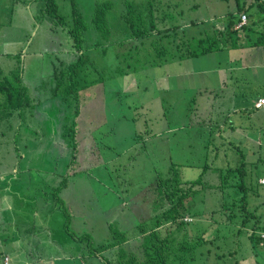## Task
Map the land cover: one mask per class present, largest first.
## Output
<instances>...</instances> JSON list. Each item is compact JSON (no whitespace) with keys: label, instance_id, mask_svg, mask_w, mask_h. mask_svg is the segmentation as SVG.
Wrapping results in <instances>:
<instances>
[{"label":"rangeland","instance_id":"rangeland-1","mask_svg":"<svg viewBox=\"0 0 264 264\" xmlns=\"http://www.w3.org/2000/svg\"><path fill=\"white\" fill-rule=\"evenodd\" d=\"M5 1L7 0H0V23L5 25L6 33L12 32L16 34L18 46H21L24 39L30 33L31 25L32 23L34 24V22L32 21L31 23L30 18L26 15L15 17L13 14H8L7 12L10 9L11 2L9 0L7 2ZM91 1L92 0H74L76 9L81 12L86 21L87 31L84 33L83 46L85 50L83 51L88 54L89 64L92 60H97V62H95L96 65H101V68L104 67L105 72L113 67V73L111 75L112 80L125 83L126 87L124 89H130L128 92L132 94V97L128 98L126 101L125 97L120 98L119 103L122 104L121 106L120 104L116 105V101H113L115 104L113 106L111 102L108 104V100H106V107L111 109L107 113L105 105L102 107L104 102V100H101L102 95L98 92V88L102 87V83H100L99 80H96L79 91L80 93L85 91V94L91 91L94 92V94L90 98H86L85 101H82L81 97H79V113L74 121L77 127L76 135L81 134L86 137L88 132L90 133L92 131L91 136L94 137L92 144L95 143L96 146L98 145L99 150L96 149L95 146L93 147L94 150H89L91 144L88 139L85 138L84 141L87 143L86 148L85 145L82 147L78 144L79 153L76 156L77 162L66 168L68 151L65 148H58L59 146H55V148L59 149L58 151L52 150L51 148L53 153V156H50L52 159L51 167L54 173L64 167L67 169L63 170L62 174H52L51 170L45 167L42 168V166L39 165V160L42 156V161L46 162L47 166H50L48 165L50 159L45 156H48V151V153L46 152L39 157L37 153H32L29 158L24 159L29 155V151L26 150L31 149L30 145L27 146L26 144L25 148L20 149L14 148L13 145L15 144L16 136L18 135L17 138H19V136H21L20 134L24 135L22 139L26 137V142L31 143V145H36L41 141L46 143L51 141V138L47 137V135L51 131V127L55 128V124L53 123L57 119L53 111L57 113L61 108L64 110L67 106V103H63L60 108V104L62 103L60 97L51 99L46 103L44 111L39 114L41 117H44V119L36 120L38 114L35 108H30L31 110H28L31 111L30 113L33 112L32 114L36 118L24 116L25 123L21 126L17 123L18 120L16 118H12L11 123H8L6 118H0V135L8 133V129H11L10 134H7L0 141V172H10L14 176L9 179L7 178L9 175H6V178L0 181V207L4 204L8 205H5V207L0 210V252L6 249L10 255H13L12 250L17 248L13 256V258H15L20 252V248H30L32 252L36 253V255H33V260L38 261V263L35 264H48L47 261L52 264H104L102 259L99 258L105 255L95 252L101 251L102 248H97L100 246L99 244L105 242L112 236L108 223L113 220H119L124 223L125 217L129 218L128 215L130 214L126 206L133 208L135 215L138 217L137 220L148 218L149 216L151 218H156L160 210L157 214L152 212L151 203L154 193L148 191L149 188L148 186L146 187V184H148L150 178H154L156 174L165 177L166 173L169 171L171 162L178 167L179 171L187 179L196 178L202 172L203 165L217 168H226L227 165L238 167L240 165L239 167H242V169L247 171L254 179H252L254 185L256 184V177L264 176V142L263 149L256 154H253L255 152L254 150H252V152L248 151L243 143H236L239 151L236 150L227 157L226 152H221V156H218V158H211L215 151L212 150V144H222L225 149L220 146L219 150L226 151V105L228 104L227 102H229V98L230 101L233 100L232 88L235 86V79H237L234 70L226 72V53L230 52L228 53L231 57V59H229L230 61L241 63L244 66L247 65V58L249 59L250 57L251 61L254 62L250 65L252 67H256L258 64L260 65L261 63L258 62L264 61V52H259V48L263 49L264 46L251 45L250 43L253 42L254 39L252 36H247V38L241 40L242 43L245 44L243 47L246 54H243V47L238 42L240 41V36H243L240 32L237 35H233V39L235 38V42L238 43V46H234L233 48H230L232 46H228V51H226L225 48L223 50L214 51L208 55L200 56L199 58H192L187 62H170L162 67H154L153 70L145 67L136 71L140 74L147 69L146 72L149 71L151 73L152 70L154 73L156 69L158 74H160H153V76L156 77V81L159 79L160 82L165 83L168 88H172L169 84L171 82L177 86V89L182 90L185 95L187 88H201L207 90L208 93L198 94L195 101V108L204 112V115L207 113L209 114L207 117L205 116L201 119V121L207 122L205 126L208 124V127L204 129L206 132L203 133L204 130L199 129L198 131L202 133L198 134L196 130H193L195 129L193 128V123L197 121V112L194 111L195 114L191 113L189 117L185 115L183 109V105L186 103L184 102L185 96L182 97V94H180L177 95L178 100L176 102L173 101V109L168 115V121H170L168 126L175 129V131L172 133H162V131L160 133H149L152 135L155 133L158 134L149 142V145L143 146L144 143L139 144L138 151H135L138 153L137 156L134 154L133 159H125L126 173L125 171H116L119 166L117 165L118 163H108V169L102 167L99 170H97L99 166L92 165L96 164L93 162H97V160L100 161V159L101 163L105 165V163L115 157V150L103 147L105 144L112 143L113 135L107 136L105 134V126L96 127L97 124L107 121L109 124H114L115 128L117 127L116 131L120 137L114 142L116 146L120 148L130 144L135 145L134 140H132L130 136V132L133 128L138 130L144 129V124L139 121L137 126L131 128V121L125 119L127 116H134L137 104L140 106L139 103L142 100L135 88H128L129 83L136 75L131 72V69L130 71L127 69V74L119 75V72L117 73V67H120L119 59L124 54L123 49L126 50L122 45L132 42L134 39L125 40L123 43L119 42L117 46L108 47L105 51H102L101 47H93V42L96 40L102 43L112 42L114 39L122 36H126V39L131 37V34L129 35L128 33L126 35L127 31L120 27V24H124L123 19L120 17V14L125 10L123 5L124 0H112L113 8L109 11L111 18L108 21V26L112 31L110 35L107 33L104 38L97 35L96 30L91 24L93 12L89 9L88 4ZM132 1L138 3L142 2V4H139V11L143 10L148 13L154 11L158 26L163 25V23L166 26L183 24H180L182 26L181 28H176L173 33L169 34L174 44L181 42L182 35L187 36L189 34L192 38L204 35L205 30H208L211 34L215 33L217 29L222 30L223 27H225L222 24L224 18L226 17V22L228 21V12L237 10L236 0ZM243 1L247 0H238L239 5H242ZM61 5H64V7L60 6L62 13H65L67 8L70 9V0H63ZM37 9L38 4L34 1L33 12L35 14L37 13ZM237 14H239V11L235 12V15ZM235 17L236 16L233 18ZM254 18L256 19L257 16H254ZM10 20H13L14 24H16L10 27L8 25ZM192 21H194L197 26L191 25L190 22ZM18 23H20V25H18ZM116 23H119V25L118 29L115 30L114 26ZM36 29H38L37 34L40 35L43 25ZM183 32H185V34ZM226 35H230L227 30ZM49 36L52 40H56L54 42L47 41V45L51 44L52 46L54 43L57 45H59V43L66 44L65 40L68 39L65 31L54 28L48 33L42 31L39 40L49 39ZM170 38L164 39L163 42H166L167 45ZM195 39L196 38L192 39L191 42ZM0 43L2 47L3 42L1 37ZM37 43L41 45L40 47H47L43 42L41 43V41L39 42L36 40L33 42L34 45ZM174 44L172 46V51H177ZM24 46L28 47L26 44ZM130 50L133 52L131 48ZM247 50L251 52L249 55ZM144 53L148 58H151L155 52L153 49L146 48V50H142L139 47V55ZM1 62L2 69L4 67L9 68L13 66L11 61L7 62L1 60ZM101 68H98V71ZM51 72L52 70L49 69L48 73ZM172 73L175 76L172 75ZM97 75L98 74H95L93 79L98 78ZM162 77L166 78V81L162 79ZM248 81V84H244V91L248 93L252 91L256 84H261L264 87V76L259 78L255 77V79L248 77ZM51 84H54V82H51ZM111 84L114 85V83ZM154 86H156V83L151 87ZM45 87L47 88V92L52 88L47 85H45ZM112 87L113 86H108L106 90L110 91ZM113 89L115 90L114 87ZM235 89V91H237V88ZM260 91H264V88ZM28 92L32 95L31 86L28 88ZM235 96L239 101L243 102H251L253 100L252 94H243V96H239V94L236 93ZM31 98H36V94ZM147 104L150 105L149 113L151 116L159 120L163 115L161 103L157 98H154ZM118 106H120L119 109ZM45 112H48V114ZM60 113L62 114L61 110ZM122 115L124 116L121 119L120 117ZM73 117L72 115L68 119L71 121L74 119ZM35 131L40 132L38 135L39 138H34V135H36ZM37 139L39 140L37 141ZM206 141H211V154L203 152L206 150L204 149ZM247 143L254 142L248 141ZM20 144L25 143L20 142ZM188 144L192 145L191 149L188 148ZM33 149L37 148L33 146ZM86 149L88 150V154H86ZM103 150L108 151L105 152ZM21 154H23V158H21ZM188 165L191 167H187ZM15 167L25 172L23 178L18 180L17 174L12 173ZM69 167H73V170ZM119 168L121 169V167ZM30 169H33L32 174L35 175L36 179L40 181L42 178L41 176H44L42 180H45L44 182H49L53 186L55 182H58L63 176L67 179L66 195L64 194L65 197L62 196L65 200V208H63V211H66L65 218L68 220L67 225H69V229L72 233L68 234L66 232L67 230H65V218L61 209L57 210L54 206L50 205L48 201L47 205L41 206L43 201L41 198H38V192L35 190V188L39 186V183H34L36 181L32 179ZM107 170L110 171L111 176L108 175ZM95 171L100 172L97 177L95 176ZM41 172H47L49 174H41ZM202 177L207 183H216L219 181L217 175L209 169L205 170ZM125 186L126 190L124 192L123 189ZM255 187L259 195L263 197L264 186L256 184ZM110 194L120 195L122 201H115L113 198H109L108 195ZM211 194L213 193L209 190H207L206 198L200 194L203 203L196 207L200 210L205 208L207 211H204L203 215L198 216L195 222L188 224L190 219L185 216L183 221L187 222V225L184 224L178 227L175 223L168 222L164 224L162 229L168 227L171 232L170 234L178 237V242L181 240L186 241L184 238L190 237L191 240L189 242L191 243L197 240L199 236H202L203 240L207 242H199L195 248H186V250L182 248H173L175 259L168 264H235V260L238 264H259L257 261L264 263V252L261 250L262 247H257L259 249L253 248L247 232L242 230L238 232L240 224L235 217H233L230 222L227 220L226 215L222 213L212 215L211 211L219 207L220 198L216 194H214L216 197ZM125 196H127V199H124ZM68 200L70 203L72 202V206L68 204ZM261 202L262 200L260 197H257L255 193H250L249 204L247 206L248 212L253 214L255 209L263 211L264 207L261 205ZM164 203L165 205L162 209L167 207L166 200H164ZM30 204H32V206ZM29 207L33 209L31 210ZM4 211H6L8 219H6ZM191 211L193 212V210ZM23 212H26V214L23 215ZM228 214L229 213H227V215ZM7 221L10 225L6 224ZM18 222H24L25 224L23 227L20 225L18 226ZM175 229H177L176 232ZM18 230L21 231L18 232ZM73 232L74 236L72 237ZM163 232L165 233V229ZM33 234H35V236ZM76 236H81L82 238L89 237V240L88 242L81 241V239H78ZM217 237H219V239L215 240ZM235 241L237 242L235 243ZM178 242H175V247L179 246ZM250 248L256 250V255H254V251H251ZM94 249H96V251ZM137 249L138 248H130V250L124 251L126 253L135 254ZM108 250L109 249H106L107 252ZM233 251H235V253H233ZM114 252L116 251H113V253ZM8 262L9 258L0 256V264H8ZM9 264H13L12 261H10Z\"/></svg>","mask_w":264,"mask_h":264},{"label":"trees","instance_id":"trees-1","mask_svg":"<svg viewBox=\"0 0 264 264\" xmlns=\"http://www.w3.org/2000/svg\"><path fill=\"white\" fill-rule=\"evenodd\" d=\"M34 1L38 4L36 13L37 20L39 22H50L54 25L55 29H58L59 27L61 30L65 31L72 40V46L76 50L77 56L76 59L71 63L56 67L54 69V73L46 72L42 75V78H37L38 82L30 85L32 90V95H30V93L28 92V88L30 86L24 83L20 74L19 66L21 58L19 53L10 52L5 50L4 48H1L0 118H6L8 123H11L12 118H16L18 120L17 123L20 124L19 126H21L25 123L24 116L36 118L33 116V112L30 113L31 111L29 110L35 108L41 102H44V99H46L47 97H60V99L62 100L60 108L62 107L63 103H67V106L64 110L63 108L60 109L62 114L60 113V110L56 113L57 119L53 123L55 124V128L51 127V131L47 135V137L51 138V141H49L48 143L41 141L36 145H31L30 143L26 142L27 138L24 137L22 139L24 135L20 134L21 136H19V138H17L18 135L16 136L15 144L13 146L15 149H20L21 145L22 148H25V145L27 144V146L30 145L31 149H33V146L37 148L33 150H26L29 151V155H27V157L24 159L29 158L32 153H37L39 157L40 155L45 154L47 151L49 152V154L48 156H45L49 158L50 154L52 153L51 148L54 144H56L60 148H65L68 151L66 164L67 168V166L77 162L76 156L79 153L78 144H80L82 147H84L85 145L86 148L87 143H85L84 141L85 138L88 139L89 143L91 144L90 148L88 147L89 150H94V146L99 150L98 145L96 146L95 143L92 144L94 140V137L91 136L92 131L90 133L88 132L86 137L85 135L81 134L76 135L77 127L74 121L79 113V97L81 94L79 91L92 84L96 80H99L104 84L114 83V85L112 86L115 88V90L113 89L112 92L106 93V97L108 98L107 103L110 104L111 102L113 106L115 105L113 101H116V105H119L120 98L125 97L126 101L128 98L132 97V94L128 92V90L130 89H124L126 87L125 83H123L122 81L116 82L112 80L111 75L113 73V67L109 68L108 72H105L104 69H100L98 71V68H101V66L96 65L94 60H92V62L89 64L88 54L83 51L85 50L83 46L85 37L84 33L87 31L86 21L84 20L81 12L76 9L74 0H70V9L67 8L65 13H62L60 8V6L64 7V5H61L63 3V0ZM34 1L31 0V2L33 3ZM17 2L25 3L26 0H16V3ZM236 2V11H239V14L235 15L234 11L228 12L229 18L227 22L226 17L224 18L222 24L225 27H223L222 30L217 29L213 34L209 33L208 30H205L204 35L192 38L189 34L187 35L188 37L182 35L181 42L174 44V41L172 40V38H170L169 34L173 33L176 28H181V25H183L182 23H180L181 25L178 24L173 26H166L163 23V25L158 26L154 11H150L149 13L143 10L139 11V4H142V2L138 3L132 0H124L123 5L125 7V10L124 12H122V14H120V17L123 19L124 24H120V27L121 29L127 31L126 35L128 33L129 35L131 34V37H129V39H126V36L118 37L112 42L97 43L93 45V47H101L103 51H105L108 47L117 46L119 42L123 43L125 40L134 39L132 42L122 45V47L124 46L126 50L123 49L124 54L119 59L120 67H117V73L119 72V75L127 74V69H129V71L131 69V72L136 75L129 83L128 88H135L142 100L139 103L140 106H138L137 104L134 116H127L125 119L131 121V128L137 126L138 122L141 121L144 124V129L138 130L133 128V130L130 132V136L132 140H134L135 145L130 144L126 147L120 148L116 146L114 142L120 137V135L117 134L116 131L117 127L115 128L114 124H109L107 123V121L97 124L96 127L105 126L104 129L107 136L113 135V140L111 138L112 143L105 144L103 147L115 150V157L109 162L105 163V165L101 163L100 158V161L97 160V162H93L96 164L92 165L99 166L97 170L101 169L102 167H106L108 169V163H118L117 165L119 166L116 171H125L126 173L127 169L125 168V162L126 160L133 159L134 154L137 156L138 153L136 152L138 151V146L140 143H144L143 146L149 145V142H151L152 139L157 136L156 134L160 133L161 131L162 133L174 132L175 129L168 126L170 124V121H168V115L173 109V101L176 102L178 100L177 95L182 94V97L185 96L184 102L186 103H184L183 105L185 115L189 117L191 113L195 114L194 111L197 112V121L193 123V128L198 131L199 129L204 130L208 127V124L205 126V123L207 122L201 121V119L202 117H207L209 114L207 113L206 115H204V112L200 111V109L195 108V101L198 97L197 95L200 93H208V91L201 88H187L185 91V95L182 90L177 89V86H175L171 82L169 84L172 88H168L165 83L160 82L159 79L158 81H156V77H154L153 74H160H158V71L156 69L154 73L152 70L154 69V67H162L170 62H187L192 58H199L200 56L208 55L214 51L223 50L226 47L228 48V46H232L230 48H233L234 46L236 47L238 46V43L235 42V38L233 39V35H237L239 32L242 33L243 36H240V41L238 42L243 47L245 44L242 43L241 40L249 36L248 33L250 31V26L249 24L246 25V22L248 20L240 26H238V23L240 21L241 14H246L247 18L251 16H248L247 13L248 10L251 9L252 2L250 0L243 1L242 5H239L238 0H236ZM95 4L96 6L92 14L91 24L93 28L98 33H100V36L104 38L107 33H109L110 35V32L112 31V29L108 26V21L111 18L109 11H111L113 8V2L111 0H97ZM256 4L259 9V12L257 13L260 14L263 10L264 15V1H261V3L256 2ZM234 16L236 17L233 18ZM252 17L254 16H251L250 19ZM261 19L263 21L264 16L254 19V22ZM190 23L191 25L197 26L194 21ZM2 25L3 24L0 23V28ZM118 25L119 23L115 24V30L118 29ZM226 30L230 33L231 36L226 35ZM183 33L185 34V32ZM167 38H170V41H168V44L166 45V42H163V40ZM194 38L196 39L191 42ZM173 44L176 47L177 51H172ZM250 44L264 46V25L259 35L254 37L253 42H251ZM139 47L142 50H146V48L153 49L155 53L151 58H148L145 53L139 55ZM130 48L133 50V52L130 50ZM1 60H5L7 62L11 61L13 63V66L9 68L4 67L2 69ZM145 67L147 69H152L151 73L149 71L146 72L147 69L140 74H138L139 72H136L137 70ZM95 74H98V78L93 79ZM162 79L166 81V78L162 77ZM51 82H54V84H51ZM155 83L156 86L151 87ZM45 85L50 86L53 89L51 88L49 92H47V88L45 87ZM34 94H36V98H31ZM154 98H157L161 103V109L163 111V115L159 120L153 118L149 113L150 105L147 103ZM121 105L122 104H120V106ZM120 106H118V109ZM105 109L107 113L111 110L109 108ZM72 115L74 116V119L70 121V119L68 118ZM123 116L124 115H122L120 118L122 119ZM36 120L39 119L37 118ZM10 131L11 129H8V133L1 134L0 141L7 134H10ZM152 132L158 133H155L153 135L149 134ZM204 132L206 131L204 130L203 133ZM35 133L36 135L32 134L35 136L34 138H39L38 135L40 132L35 131ZM20 142H24L25 144H20ZM207 145H211V141H206V146ZM212 146V150H215L216 157L218 158V156H221V150H219V148L220 146H222V144H212ZM191 147L192 145L188 144V148L191 149ZM222 148L224 147L222 146ZM87 149L86 154H88ZM34 150L37 152H35ZM237 150L239 151V148ZM103 151L107 152L108 150ZM41 158L42 156L39 160L40 166L43 164ZM239 166L217 168L203 165L202 172L196 178L187 179L179 171L178 167L171 162L169 165V171L166 173L165 177H161L160 175L156 174L154 178H150L149 183L146 184V187L148 186L149 188L148 191L154 193V197L151 203L152 212L157 214L160 210L156 218L148 217L137 220L138 217L135 215L133 208L126 206V209L130 213L128 215L129 218L125 217L124 223L119 220H113L108 223V227L112 236L105 242L99 244L100 246L97 248L102 249L101 251L95 253H102L103 255H105L104 257L99 258L102 259L104 264H168L175 259L173 248H182L183 250H186V248H195L199 244V242L207 243L205 240H203L202 236H199L195 241L192 240L193 242L191 243L189 242L191 240L190 237L184 238L186 239V241L181 240L178 242V237L170 234L171 232L168 227L164 228L165 233L163 232L164 229H162L164 227V224L168 222L175 223L178 227L186 224L187 222L183 221L185 216L189 217L190 219V222H188V224L195 222L198 216L203 215V212L207 211L205 210V208H202L200 210L196 207L199 204L203 203L200 194L205 197L207 194V190L213 193L211 194L212 196L216 197L214 195L216 194L220 198L219 207L215 208V210H210L212 215L222 213L226 215L227 220L230 222L231 219L235 217L240 224L238 232H240L241 230L247 232L248 238L253 243V248L260 247V238L257 235L256 230L258 231L263 228V224H261V214L257 213L258 209H255V212L253 214L249 213L247 206L249 204L250 193H255L257 197H260L259 192L255 187L256 184L260 186L263 185L258 184L256 180V184L254 185L251 175ZM119 167H121V169ZM187 167L191 166L188 165ZM66 168L64 167L62 168V170H67ZM69 168L73 170V167ZM208 169L212 170L217 175L219 179L218 182L207 183L203 180L202 174L205 173V170ZM32 170L33 169H30L31 174ZM18 171L23 172L22 169H18ZM56 173L62 174V171H56L54 174ZM99 173V171H95V176L97 177ZM107 173L111 176L109 170H107ZM33 180L36 181L34 183H39V186L35 188V190L38 192V198H41L43 203L45 202L46 205L49 202L50 205L54 206L57 210L61 209L63 211V208H65V206L62 196L66 193L67 190V179L63 176L58 182H55L54 186L47 181H42V179L41 181H39L38 179ZM125 190L126 186L124 187L123 191L125 192ZM108 197L113 198L115 201H122L120 195L110 194L108 195ZM124 199H127V196H125ZM164 200H166L167 202V207L165 209H162V207H164L165 205ZM261 203V205L263 206L264 200H262ZM61 204L63 207L61 206ZM5 205L6 204L2 205L1 208H4ZM30 205L32 206V204ZM190 208L191 210H193V212L190 210ZM29 209L32 210L33 208L29 207ZM63 213L65 218L66 211H63ZM227 213L229 214L227 215ZM25 214L26 212L23 213V215ZM67 222L68 220H66L65 218L64 227L66 228L65 230H67L66 232L70 234L72 232L69 229V225H67ZM176 231L177 229H175V232ZM73 236L74 232L72 234V237ZM77 238L81 239V241L87 242L89 240V237L82 238L80 236ZM216 239H219V237L215 238V240ZM176 241L178 242V247L174 246ZM236 242L237 241H235V243ZM127 248H129V250L130 248L138 249L135 254H132L126 253L124 251L128 250ZM106 249H109L108 252L106 251ZM94 250L96 251V249ZM113 251L116 252L113 253ZM0 256L2 257V255Z\"/></svg>","mask_w":264,"mask_h":264},{"label":"crops","instance_id":"crops-1","mask_svg":"<svg viewBox=\"0 0 264 264\" xmlns=\"http://www.w3.org/2000/svg\"><path fill=\"white\" fill-rule=\"evenodd\" d=\"M7 1H5V2H7ZM9 1L11 2V6H10L9 11L7 12L8 14H13L15 17H20V16L26 15L30 18L31 23H32V21L34 22V24L32 23V25H31L30 33L24 39L21 46H18V40H17L15 33H12V32L6 33L5 25H2L0 28V37H1L2 42H3L2 47L0 45V50H1V48H4L7 51L19 53L20 58H21L19 70H20V74L22 76L24 83H26L28 85H33V83L35 84L36 82H38V79L42 78L43 77L42 75L45 74L46 72H48L49 69H51L52 72L54 73L55 72L54 69L56 67L69 64L76 59L77 52L73 48L72 40L68 35H67L68 39L65 40L66 44L59 43V45H57L56 43H54L53 46L51 44L47 45V41H53V42L56 41V40H52L50 36H49V39L39 40L41 35H42V31H46L48 33L50 31H52V29H54L55 27L50 22H47V21L39 22L37 20L36 14L33 12V2H31V0H26L25 3H20V2L16 3V0H9ZM96 1L97 0H92L90 3L87 2L89 4V9L91 10V12H94V8L96 6V4H95ZM250 1L252 2V5H251V9L248 10V13H247L248 16H250V15L251 16H257V18L263 17L264 16L263 10L261 11L262 13H260V14L257 13V12H259V9L256 6L257 5L256 2L261 3V1H264V0H256V1L250 0ZM232 11H234V10H232ZM234 12H236V11H234ZM250 17H248L246 19V21L248 20L246 22V25L249 24V26H250L249 27L250 31L248 34H249V36L256 37L257 35H259L260 31L263 28L264 20L262 21V19H261V20H257L254 22L255 18L252 17L250 19ZM15 24H14L13 20H10L8 23V25L10 27L12 25H15ZM18 25H20V23H18ZM41 25H43V29L41 30L40 35H38L37 34L38 29H36V28L37 27L39 28ZM14 27H16V26H14ZM58 29H60V28L58 27ZM2 30H3V32H2ZM97 35L100 36V33L97 32ZM36 40H38L39 42L41 41V43L43 42L47 47H40L41 45L38 43L34 45L33 42ZM97 43H100V42L96 40L93 42V45H95ZM25 44L28 47H25L24 46ZM91 46H92V43H91ZM243 50H244V47H243ZM102 51H103V49H102ZM226 51H228L227 47H226ZM261 51L264 52V48L263 49L259 48V52H261ZM228 53H230V52L226 53V72H230L231 70H234V74L237 76V79L234 78L235 79V86L232 88L233 89V100L230 101V98L228 97L229 102H227L228 104L226 105V157L230 153L233 154V152L238 149V146L236 145V143H243L244 147L248 151L252 152V150H254L255 152L253 154H256V153L260 152L261 149H263L264 107L255 108L253 106L254 105L253 101L256 100V98H258V97H264V91H260L264 87L261 84H256V85H254V88L252 89V91L250 93H248V92L244 91V84H248V82H249L248 77L255 79V77L259 78V77L264 76V61L258 62L261 64L260 65L258 64L256 67H252L250 65L253 64L254 62L251 61V57H250L249 59L247 58V65L244 66L241 63H234L233 61H230L229 59H231V57ZM247 53L249 55V53H251V52L247 50ZM243 54H246L245 50L243 51ZM95 62H97V60ZM99 66H101V65H99ZM103 69L105 70L104 67L101 68V70H103ZM107 72H108V70H107ZM172 75H174V74L172 73ZM100 83H102V87L98 88V92L102 95L101 100H104L102 107H103V105H105V108H107L106 107V100H108V98L106 97V93L113 91V87L110 88V91H108L106 89L108 86H112L113 84H104L103 82H100ZM235 88H237V91H235L236 90ZM236 93H238L239 96H243V94H252L253 100L251 102L239 101L238 98L235 96ZM93 94H94V92H91V91L87 92L86 94H85V91H83V92H81L80 97H81L82 101H85L86 98H90L91 96H93ZM51 99H54V97H52V98L47 97L46 99H44V102H41L38 106L35 107L36 113L38 114L37 115L38 119H44V117H41L39 114L42 113V111H44V107H45L46 103H48ZM51 108H53V107H51ZM250 111H252V112H250ZM45 113L48 114V112H45ZM53 114L57 118V115H56V113H54V111H53ZM193 130H195V129H193ZM200 132L201 131H197V133H200ZM38 140L39 139H37V141ZM248 141H252L254 143H247ZM55 146H57V145L54 144L52 146V150L58 151L59 149L55 148ZM261 146H262V148H261ZM20 148H22V146ZM58 148H60V147H58ZM50 156L52 157L53 153H51ZM21 157H23V154H21ZM49 159H50V163L48 165H50V166H47L46 162H43V164L41 166H42V168L45 167L46 169L51 170V173L53 174L54 170L51 167L52 159L50 157H49ZM229 167H231V166L229 165ZM14 169L15 170L12 173L17 174V179L19 180V179L23 178V174L25 172L24 171L19 172L18 167H15ZM61 171H63V170L61 169ZM9 173L0 172V181H3V179L6 178L5 177L6 175H9V176H7V178H9V179L11 177H14L13 174L10 173L11 174L10 175ZM42 173L49 174L47 172H41V174ZM41 177H42L41 179L44 178V176H41ZM32 179H36L34 174H32ZM257 179H258V177L255 178L256 181H257ZM42 181H45V180H42ZM0 187H1V185H0ZM25 195H26V193H25ZM65 195H66V193H65ZM65 195H63V196L65 197ZM36 197H37V195H36ZM260 199L264 200V196L263 197L260 196ZM63 201H64V205H65V200L63 199ZM68 204H70L72 206V202L70 203L69 200H68ZM45 205H46L45 202L41 204V206H45ZM263 207H264V205H263ZM1 209L2 208L0 207V210ZM257 213L261 214V224H263V222H264V209H263V211H258ZM5 217H6V219H8L6 213H5ZM6 224H8V221ZM17 224H18V226L20 225L23 227V225L25 223L24 222H18ZM8 225H10V224H8ZM14 226H12V227H14ZM20 231L21 230H18V232H20ZM256 232H257V230H256ZM33 235L35 236V234H33ZM23 237H25V236H23ZM25 238H27V237H25ZM251 244H253V243H251ZM19 248H20V246H19ZM16 249L12 250L13 255H10L6 249H3V252H0V255H2L3 257L9 258V262L12 261L13 264H35V263H38V261L33 260V255H36V253L32 252V250L30 248H20V252L15 256V258H13ZM250 249H251V251L253 250L254 255H256V250H254L253 248H250ZM256 249H259V248H256ZM261 250L264 252L263 249H261ZM233 253H235V251H233ZM228 255H229V253H228ZM9 262H8V264H9ZM47 262H48V264H52L49 261H47ZM257 262L259 264H264V263H260L259 261H257ZM235 264H238L236 262V260H235Z\"/></svg>","mask_w":264,"mask_h":264},{"label":"built area","instance_id":"built-area-1","mask_svg":"<svg viewBox=\"0 0 264 264\" xmlns=\"http://www.w3.org/2000/svg\"><path fill=\"white\" fill-rule=\"evenodd\" d=\"M245 21H246V15H245V14H241L240 23H239L238 26L244 24ZM255 105L258 106V107L263 106V105H264V98H263V97L259 98V99L257 100V102H256ZM258 182H259L260 184L264 185V176L261 177V178H259V179H258ZM258 235H259V237H260V239H261V241H260V245H263V246H264V243H263V240H264V226H263V230H261V231L258 232Z\"/></svg>","mask_w":264,"mask_h":264},{"label":"clouds","instance_id":"clouds-1","mask_svg":"<svg viewBox=\"0 0 264 264\" xmlns=\"http://www.w3.org/2000/svg\"><path fill=\"white\" fill-rule=\"evenodd\" d=\"M246 19H247V17H246ZM259 98H261V97H258V98H256V100L253 101V104H254L253 106H254L255 108H261V107H264V105L261 106V107H258V106L255 105L256 102H257V100H258ZM263 98H264V97H263ZM201 133H202V132H200V133H198V134H201ZM204 146H205L204 149H206V150L203 151V152H205V153H210V154H211V152H210V150H211L210 146H211V145H207V146H206V145L204 144ZM221 152L224 153V151H221ZM210 154H209V155H210ZM211 158H216L215 151H214L213 155L211 156ZM227 167H229V165H227ZM261 177H263V176H261ZM261 177H258V179L261 178ZM258 179H257V183L260 184V183L258 182ZM263 186H264V185H263ZM149 217H150V216H149ZM263 226H264V222H263ZM261 230H263V228H262ZM261 230H258V231L256 232L257 235H258V232L261 231ZM258 236H259V235H258ZM259 238H260V237H259ZM260 241H261V239H260ZM263 243H264V241H263ZM259 245H260V243H259ZM260 246H261L262 249L264 250V246H263V245H260Z\"/></svg>","mask_w":264,"mask_h":264}]
</instances>
